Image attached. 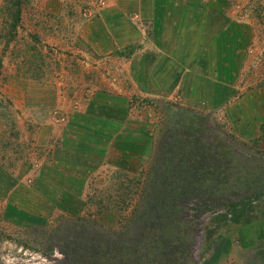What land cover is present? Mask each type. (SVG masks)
<instances>
[{
    "label": "rangeland",
    "instance_id": "obj_1",
    "mask_svg": "<svg viewBox=\"0 0 264 264\" xmlns=\"http://www.w3.org/2000/svg\"><path fill=\"white\" fill-rule=\"evenodd\" d=\"M192 5L208 22L177 32L206 41L183 47L203 73L171 78L159 57L180 46L140 45L137 0H0V264H264L243 171L264 168V0ZM219 142L228 180L185 201L191 154ZM216 190L254 196L253 221Z\"/></svg>",
    "mask_w": 264,
    "mask_h": 264
},
{
    "label": "crops",
    "instance_id": "obj_2",
    "mask_svg": "<svg viewBox=\"0 0 264 264\" xmlns=\"http://www.w3.org/2000/svg\"><path fill=\"white\" fill-rule=\"evenodd\" d=\"M196 1L198 0H137L138 7L136 11L139 12V27L137 24L135 25L139 28L140 45L143 44L142 42L145 38V36H143V31H146V41L149 43L148 46H151L152 51L155 50L158 55L162 53V50H159L156 46L157 37L162 38V45L171 44L180 46V52L177 50L172 53V55L175 56L173 59L171 57L165 59L158 55L147 53L150 57L148 60L154 65L153 69L158 66L156 63L157 57L162 59L163 64L159 70L166 68L168 77H200L203 73V69L200 67V63H198L202 61L199 56L202 51L191 49L189 53L185 50L183 51V47L187 45L200 47L201 45H206V41L200 36V38H190L186 41V39L182 38L181 34L177 32L182 29V24L185 23H199V25L201 23V25H203L205 22H208L211 8L207 6L195 7L192 5V2ZM125 11L127 12L126 8ZM158 31L163 32L158 33L156 37L155 32ZM157 50L160 52L158 53ZM183 52L187 54L186 57L183 56Z\"/></svg>",
    "mask_w": 264,
    "mask_h": 264
},
{
    "label": "trees",
    "instance_id": "obj_3",
    "mask_svg": "<svg viewBox=\"0 0 264 264\" xmlns=\"http://www.w3.org/2000/svg\"><path fill=\"white\" fill-rule=\"evenodd\" d=\"M218 151L213 152L211 149H197L200 153L194 152V154H191L190 158L193 160H190L191 163H194V170L188 171L186 173L187 176L191 177V181L197 182V184H193L190 179H187L186 183H189L184 187V194L186 197L184 198L185 201L191 199V198H200L201 201H203V206L207 207V202L209 198V191L206 187L202 185H214L218 181L222 180H228L226 179L228 176L229 169L231 170L232 165L227 164L228 157L232 156L233 154L229 149H227V146H225L224 142L218 143ZM213 152V153H212ZM243 171L245 174L251 175L250 177L245 178L246 184L244 185V188L249 189L250 181L253 184L258 185V188H256L254 191L256 192L255 198L257 200H260V197L262 198V194L264 192V189L261 187V185H264V168L260 169L261 175L255 176L256 173L255 170H250L251 168L248 167V165H244ZM253 178V179H252ZM215 192L211 191L212 200L215 202V205L223 208L225 207V210L227 211L226 217L230 216V221L233 223H245L249 224L253 221V213H252V201H249L251 199H255L253 197H245L243 199H249L246 200L244 203H232L225 201L224 197L221 195L219 198L216 195ZM71 250V251H70ZM171 253V255H174L175 251H168ZM74 253L72 249H69V255L70 257H73Z\"/></svg>",
    "mask_w": 264,
    "mask_h": 264
},
{
    "label": "built area",
    "instance_id": "obj_4",
    "mask_svg": "<svg viewBox=\"0 0 264 264\" xmlns=\"http://www.w3.org/2000/svg\"><path fill=\"white\" fill-rule=\"evenodd\" d=\"M40 259V257H38ZM46 263V259H42L41 258V262L39 264H45Z\"/></svg>",
    "mask_w": 264,
    "mask_h": 264
}]
</instances>
